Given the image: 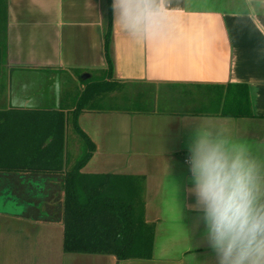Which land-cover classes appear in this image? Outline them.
I'll use <instances>...</instances> for the list:
<instances>
[{"label":"crops","instance_id":"obj_1","mask_svg":"<svg viewBox=\"0 0 264 264\" xmlns=\"http://www.w3.org/2000/svg\"><path fill=\"white\" fill-rule=\"evenodd\" d=\"M111 3L0 0V111L59 110L81 80L105 76L109 57L121 88L79 116L95 146L81 173L115 178L106 190L116 194L126 190L121 178L142 180L143 216L155 225L152 258L66 255L60 176L0 174V186L24 205V213L0 215V264H216L185 191L184 118H211L264 142V0H163L164 35L154 41L115 25ZM229 84L248 86L253 117L198 114L207 87ZM67 157L70 167L69 147Z\"/></svg>","mask_w":264,"mask_h":264},{"label":"trees","instance_id":"obj_2","mask_svg":"<svg viewBox=\"0 0 264 264\" xmlns=\"http://www.w3.org/2000/svg\"><path fill=\"white\" fill-rule=\"evenodd\" d=\"M112 79L108 57L105 76L81 80L83 89L73 95L67 93L59 110L0 111V174L60 176L66 255L114 256L119 262L151 259L155 225L143 216L142 180L121 178L119 186L125 187L119 189L126 190L116 194L107 191L113 177L81 173L95 146L80 129L78 119L85 111L93 110L94 102L121 88ZM206 89L198 114L253 117L248 86L229 84ZM70 130L82 141L85 152L82 149L79 158L67 167Z\"/></svg>","mask_w":264,"mask_h":264},{"label":"clouds","instance_id":"obj_3","mask_svg":"<svg viewBox=\"0 0 264 264\" xmlns=\"http://www.w3.org/2000/svg\"><path fill=\"white\" fill-rule=\"evenodd\" d=\"M111 9L113 23L129 37H163V0H112ZM184 121L190 127L185 191L195 198L189 208L201 214L216 264H264V142L243 139L211 118Z\"/></svg>","mask_w":264,"mask_h":264},{"label":"rangeland","instance_id":"obj_4","mask_svg":"<svg viewBox=\"0 0 264 264\" xmlns=\"http://www.w3.org/2000/svg\"><path fill=\"white\" fill-rule=\"evenodd\" d=\"M67 138H68V147L70 149V153L72 157L77 160L82 152L81 150L82 149L83 151L85 150L84 144L76 134H73L71 130L68 132ZM12 191L13 190L10 187V185L0 186V215H5V214L16 215L17 213L19 214L20 212L24 213V209H23L24 205L20 199L23 198L22 195H20L19 198L15 193V191L13 193ZM36 198L37 195H35V199Z\"/></svg>","mask_w":264,"mask_h":264}]
</instances>
